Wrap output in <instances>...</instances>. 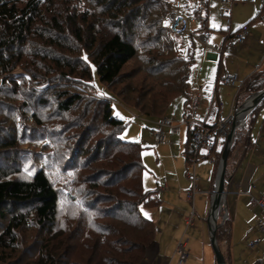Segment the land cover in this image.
<instances>
[{"label": "trees", "instance_id": "16d2710c", "mask_svg": "<svg viewBox=\"0 0 264 264\" xmlns=\"http://www.w3.org/2000/svg\"><path fill=\"white\" fill-rule=\"evenodd\" d=\"M172 3L0 0V105L6 106L0 108L6 116L0 123V264H140L145 259L158 229L141 207L158 201L144 187L143 146L121 137L127 121L114 113L109 98L96 99L81 85L60 81L92 86L95 71L109 88L123 85L112 90L140 115L165 118L172 102L188 95L196 56L193 34L182 37L170 27ZM189 6L200 18L198 29H210L208 0ZM18 69L28 75H17ZM18 79L37 83L24 94L39 95L40 111L26 122L15 117L12 127L7 126L14 105L9 99L19 100L24 91ZM263 88L264 68L242 82L236 107ZM55 115L61 129L47 125ZM49 131L56 142L72 137L70 148L58 156ZM223 149L208 151L217 166ZM200 152L189 128L183 150L187 167ZM27 230L38 233L25 246L20 232ZM217 237L222 249L230 238L228 219Z\"/></svg>", "mask_w": 264, "mask_h": 264}, {"label": "crops", "instance_id": "0c3cea01", "mask_svg": "<svg viewBox=\"0 0 264 264\" xmlns=\"http://www.w3.org/2000/svg\"><path fill=\"white\" fill-rule=\"evenodd\" d=\"M185 1L186 4H199V0ZM249 2H252L253 5L245 14L244 17L246 18L240 20L242 24H239L236 28L231 24L227 28L222 27V34L207 30L202 32V29L192 30L190 28L188 33H192L197 42L198 39L204 41V45L200 48L196 47L195 63L192 67L188 95L179 96L174 100L178 99L176 106H179L178 110L181 108L185 122L188 99H191L197 92H201L203 95L199 108L207 107L206 113L201 118L198 117L197 112L198 120L214 125L223 118L228 117L232 112L238 88L232 87L236 90L231 95L229 90L222 92L219 87L222 85L220 79L225 74L230 73L237 74L243 82L255 72L258 65H260V69L264 68V0H240L235 3L233 9L234 13H238L240 8L246 9ZM238 3H242V5ZM243 25L248 26L249 32L244 42H236L234 45L228 44V38L232 36V33L240 30ZM188 33L185 36H188ZM202 80L204 81L202 82ZM231 98V106L227 109L224 102L231 100ZM214 103L216 106H214ZM263 109L264 105L258 109L253 117L250 114L244 131L245 134L235 138L234 150L229 157L226 219L229 220L230 238L229 242H224L222 247L227 264H264V254L260 256L261 251L264 253V236H257L253 226L255 225V219L256 222L259 220L264 221V210L254 202V198L264 197ZM188 130L187 126V137ZM221 148V145L217 146V150ZM208 154L207 150L206 154L200 156L207 158ZM211 161L214 167L210 175H206L207 182L204 185L209 197L212 199L218 169L215 155H212ZM164 179L158 181L157 190L156 192L153 191L154 195L159 192L162 194L159 193L155 197L158 201L155 207H158L156 212L159 217L154 221L158 232L154 242L147 248L145 259L140 264H179L176 253L177 241L182 231L181 226L189 215L186 210L177 213L174 209H169V213H167L169 218L162 222L163 213L167 209L163 206L168 204L171 208L170 202L180 200L192 201L193 205L196 194L193 198L189 197L188 192L186 193L188 190L187 185L183 183L180 187L181 196L177 198L173 193L177 190L176 184L171 183L168 179L163 184ZM163 185L165 189L158 190ZM167 193H171V196H168L170 200L167 199ZM197 215L198 213H196ZM197 224L199 225L197 226ZM205 232V225L196 222L192 230V239L188 243L190 260L185 264H217ZM261 233L264 235V232ZM252 241H258V244L250 247ZM257 247L260 250L256 249Z\"/></svg>", "mask_w": 264, "mask_h": 264}, {"label": "rangeland", "instance_id": "374dc122", "mask_svg": "<svg viewBox=\"0 0 264 264\" xmlns=\"http://www.w3.org/2000/svg\"><path fill=\"white\" fill-rule=\"evenodd\" d=\"M191 1V0H189ZM240 0H232L231 4L226 5L228 7V11L226 10V6L223 4L221 0H208L209 2V20H208V25L211 28L207 29H202V32L207 31H212L215 33L222 34L221 28L222 27H228L230 24L233 27L239 26V24H242L241 19H245L246 17L245 14L247 13L248 9L251 7L252 2H249L245 8H240L238 13H234V5L235 3L239 2ZM242 1V0H241ZM174 4H180L181 6H184V3L186 2L185 0H172ZM239 5H242V3H238ZM186 7H189V4H186ZM194 22V23H193ZM167 23H169V19L167 20ZM200 24V18H197L196 21L191 22V29L195 30L198 29V27L201 25ZM190 32V31H189ZM201 32V33H202ZM189 34V38H190ZM191 41V40H190ZM202 45H204V41H201L200 39H196V47L200 48ZM196 51V50H195ZM132 67V66H131ZM193 69V68H192ZM129 70V69H128ZM17 75H23L26 72L23 70L18 69L15 72ZM26 75H28L26 73ZM1 80V79H0ZM1 83V82H0ZM18 83L20 84L21 87H24V91L21 92L19 96V100H15L14 98L9 99L10 101L13 102L14 105H10L9 109L11 110V114L9 119L7 120V126H15L16 120L15 117H21L22 122H26L27 120L31 119V116L34 111L38 110L40 111V105L38 104L39 99L36 93L33 94L31 99L29 96L24 94V92L27 90L28 86L29 87H36L38 86L37 83L32 79L30 81H26L23 79H18ZM61 84H76V86L81 85L82 90H87L90 96L100 99L102 97H107L111 100L112 106L114 108V113L118 115L119 117L125 119L127 121V126L125 129L121 132V137L124 140L128 141H137L143 146V162H144V173H143V179H144V187L147 190L155 191L157 190L158 186V181L162 180L166 177L171 183L176 184L177 190H175L173 193L174 195L178 197L181 196L180 192L181 189L180 187L182 186L183 183H186L188 191H191L194 187V177H195V184L198 188V191L195 193V199H194V204L192 205V201H186V200H180V201H172L170 202L169 205H164L163 207H166L164 213H163V218L162 222L166 221L169 218V209H174L175 212L181 213L183 210H186L188 212V215L191 216L192 214L194 215V222L191 226L188 227L187 231L184 234V231L186 230V220L182 224V231L180 232L179 238L184 235V238L189 241L192 239V230L194 229L195 223L196 222H201L205 225V236L206 239L208 240V244L210 245V248L213 251L214 258L216 259L215 252L210 240V233H209V224H208V218L210 214V209H211V202L212 199L209 197L208 192L206 191V187L204 184H206V175H210L214 164L211 161L210 158H205L200 156L198 161L193 162V164L189 165L188 167L185 164V158L183 156V150L185 147V142L187 140V124L185 122V118H183L182 113H181V108L178 110L179 106H176L178 99L174 101L169 108L168 113L166 114V117L170 118L173 122V125L171 127H165L163 129L165 136H166V141L164 143H158L157 138H156V130L159 128L158 125H156L161 119H159L157 116H151V117H145L140 115L135 109L132 107H129V105L125 104L120 97L114 92H118L119 89L122 88L123 85L118 84L116 88H109L105 83L101 82L99 79L98 75L94 71L93 73V79H92V86L82 84L80 82H76L75 80L62 83ZM58 83V85L60 84ZM222 84V83H221ZM79 87V86H78ZM222 92H227L228 90L230 91V95L232 92L236 89L229 87V86H224L223 84L219 86ZM201 93V92H200ZM19 94V93H18ZM234 94V92H233ZM202 95V93H201ZM203 96V95H202ZM44 97V96H43ZM18 98V97H17ZM16 98V99H17ZM15 100V101H14ZM232 98L231 100L225 101V105L228 109V107L231 106ZM2 108L3 105H0ZM6 107V106H4ZM205 108V109H204ZM236 105L234 102L233 106V118H234V113L236 111ZM264 110V109H263ZM207 111V107L203 106L200 107L198 110V117L201 118ZM10 112V111H9ZM78 114V113H77ZM71 116V119L76 118L75 116ZM57 115L53 116L52 119L55 120L53 122L50 121V124H47L48 126H55V129L61 127L58 126V118L56 117ZM264 116V115H263ZM262 116V117H263ZM6 118L5 114H0V123L2 119L4 120ZM102 121L101 116L100 119L97 121V125ZM58 126V127H57ZM180 127V128H179ZM247 127V122L245 125L240 126L237 129L236 137L242 136ZM172 128V129H171ZM179 128V129H178ZM66 131V132H65ZM64 131V136L66 137L69 132L66 129ZM101 132H104V130L101 128ZM8 133V132H7ZM3 134L5 135H9ZM29 131H27L26 135L28 134ZM47 138L50 140L51 143L54 142L55 144V153L59 156L60 152L62 150H66L70 148L71 143H73L72 137L66 140H60L58 139V142L53 141L55 140L54 137H51V132L49 131L47 133ZM98 135L97 137H99ZM96 137V138H97ZM221 147L224 144H220ZM25 147H28L30 150L36 149L37 147L34 144H24ZM39 148H37L38 150ZM201 154H206L207 150L205 148H200ZM42 152V150L40 151ZM32 154H29L33 158L35 157L34 152L31 151ZM69 156V152H68ZM66 158V154L64 156L63 161ZM1 162V161H0ZM6 164H2L4 166ZM200 188V189H199ZM206 192H204V191ZM160 193V192H159ZM158 193V194H159ZM156 194V193H155ZM157 194V195H158ZM171 193H167V199H169L168 196ZM160 195H162L160 193ZM162 199V198H161ZM173 199V197H172ZM170 200V199H169ZM165 202V200H164ZM261 207V206H260ZM158 207L153 206H142V212L149 218L151 219H156L159 217L157 215V210ZM262 208V207H261ZM263 210V209H262ZM196 213L198 215L196 216ZM224 217V209H221V214L218 218V223L222 221ZM256 220V219H255ZM254 220V230L257 232V236H264L261 232V230L258 227V221L256 222ZM3 223L0 222V231L2 230V225ZM159 225V223L157 222ZM161 225V224H160ZM199 224H197L198 226ZM261 231V232H260ZM38 231H33V230H27L24 232H20V237L22 240H24V245H29L33 240H35V236L37 235ZM178 238V239H179ZM26 240V241H25ZM256 249H259L257 247ZM260 250V249H259ZM32 254V251L28 253V256ZM263 252L261 251L260 256H263ZM27 257V255H26ZM242 263V262H241Z\"/></svg>", "mask_w": 264, "mask_h": 264}, {"label": "built area", "instance_id": "2783aa9c", "mask_svg": "<svg viewBox=\"0 0 264 264\" xmlns=\"http://www.w3.org/2000/svg\"><path fill=\"white\" fill-rule=\"evenodd\" d=\"M223 4L226 6L228 4L232 3V0H221ZM226 10L228 11V7L226 6ZM198 16L195 14V12L191 9L186 7V3H184V6H181L180 4H174L172 3V9L170 13V27L172 31L175 34H179V36H185L190 31L191 28V22L196 20ZM248 26L243 25L240 30L235 32L233 36L228 38L227 43L230 45H234L236 42L243 43L246 37L248 36ZM260 69V65L256 67V70ZM204 80H202L203 82ZM220 82L224 85L231 86L234 88H239L242 84V81L240 80L239 76L237 74H225L221 79ZM202 95L200 92H197L193 98L192 101L189 104V108L187 109L186 114V124L190 129L193 130V140L198 144L200 148H205L206 150L210 151L214 149L215 147L219 146L220 144H224L228 133L230 126L233 121V106H232V112L231 114L223 118L222 120L218 121L214 125H210L206 122H202L198 120L197 118V112L201 103ZM214 106L216 104L214 103ZM157 125L159 128L156 130V138L158 143H164L166 141V136L163 131L165 127H171L173 125V122L170 118H163L161 119ZM212 160V158H211ZM196 159L194 160V162ZM166 183V179L163 180V184ZM165 186H160L158 190H164ZM198 191V188L195 184V177H194V187L191 191H188V196L193 198L195 193ZM157 194H153L154 198ZM254 202L262 207L264 210V197L254 198ZM194 222V215L188 216L186 218V230L188 227L191 226ZM258 227L259 229L264 232V221L259 220L258 221ZM258 244V241H252L250 243V247H254ZM176 253L178 255V263L179 264H185L190 260V251L188 248V240L184 238V235L180 237L177 241L176 246Z\"/></svg>", "mask_w": 264, "mask_h": 264}, {"label": "water", "instance_id": "95a60500", "mask_svg": "<svg viewBox=\"0 0 264 264\" xmlns=\"http://www.w3.org/2000/svg\"><path fill=\"white\" fill-rule=\"evenodd\" d=\"M264 101V88L257 92L250 94L246 100L236 108L234 113V118L232 124L229 129V133L227 139L224 143V149L220 157L217 176L215 182V189L212 196L211 209L208 218L209 224V233L210 240L215 252L217 264H227L225 255L221 249L220 243L217 237L218 228L224 223L227 218V208H226V200H227V168L229 162V156L232 150V147L235 142L237 129L242 126V124L238 123V119L244 115H246V122L250 116V114ZM221 207L224 209V217L220 223H218V218H214V211L216 208Z\"/></svg>", "mask_w": 264, "mask_h": 264}, {"label": "bare ground", "instance_id": "6f19581e", "mask_svg": "<svg viewBox=\"0 0 264 264\" xmlns=\"http://www.w3.org/2000/svg\"><path fill=\"white\" fill-rule=\"evenodd\" d=\"M238 123L245 125L246 124V115L240 117L238 119ZM220 214H221V207H218L214 211V218H218L220 216Z\"/></svg>", "mask_w": 264, "mask_h": 264}]
</instances>
